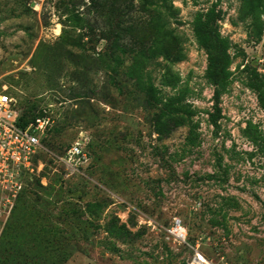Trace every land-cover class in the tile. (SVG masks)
<instances>
[{
  "label": "rangeland",
  "instance_id": "rangeland-1",
  "mask_svg": "<svg viewBox=\"0 0 264 264\" xmlns=\"http://www.w3.org/2000/svg\"><path fill=\"white\" fill-rule=\"evenodd\" d=\"M172 4L186 57L169 86L148 70L163 102L185 101L179 128L125 76L155 38L139 0H0V92L51 122L0 215V264H264V7ZM78 139L91 162L68 179L57 159ZM175 219L188 245L168 238Z\"/></svg>",
  "mask_w": 264,
  "mask_h": 264
},
{
  "label": "built area",
  "instance_id": "built-area-1",
  "mask_svg": "<svg viewBox=\"0 0 264 264\" xmlns=\"http://www.w3.org/2000/svg\"><path fill=\"white\" fill-rule=\"evenodd\" d=\"M21 112L15 100L0 92V215L11 216L27 182L37 172L36 157L42 151L40 135L51 126L48 118H39L28 128L20 127ZM87 141L78 139L57 164L65 169L66 178L77 177L91 162ZM168 238L180 245H188V232L179 219L167 230ZM191 264H210L197 254Z\"/></svg>",
  "mask_w": 264,
  "mask_h": 264
},
{
  "label": "trees",
  "instance_id": "trees-1",
  "mask_svg": "<svg viewBox=\"0 0 264 264\" xmlns=\"http://www.w3.org/2000/svg\"><path fill=\"white\" fill-rule=\"evenodd\" d=\"M173 1L174 0H139L142 10L150 14L155 38L149 49H142L136 54H132V56L129 55L132 59V65L125 76L148 100L152 99L155 101L156 106H161L162 119L174 122V128H179L189 125L187 117L184 116H187V108L184 104L185 101L180 97H172L166 102H163L162 99L157 96V91L153 85L154 70H148L151 66H164L163 68L167 74L163 75V81L169 86L170 77L173 76V73L168 68V63L180 62L186 57L184 48L182 47L181 37L175 34L171 29L170 20L174 18L177 13V10L174 9L172 4ZM241 2L244 8H251L254 12L264 7L263 0H241ZM113 46V54L116 55L117 59L115 60L117 61L121 57L118 52L122 51L123 45L120 40H116ZM161 58L166 62V65H164V63H158V60ZM31 124L32 123H25L21 117V128L26 129ZM158 132L159 134H165V127H161V124H158ZM25 190L20 194L12 215L15 214L17 205Z\"/></svg>",
  "mask_w": 264,
  "mask_h": 264
}]
</instances>
